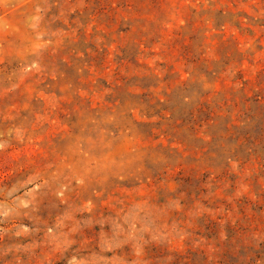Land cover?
Here are the masks:
<instances>
[{
    "label": "rangeland",
    "instance_id": "rangeland-1",
    "mask_svg": "<svg viewBox=\"0 0 264 264\" xmlns=\"http://www.w3.org/2000/svg\"><path fill=\"white\" fill-rule=\"evenodd\" d=\"M0 264H264V0H0Z\"/></svg>",
    "mask_w": 264,
    "mask_h": 264
}]
</instances>
